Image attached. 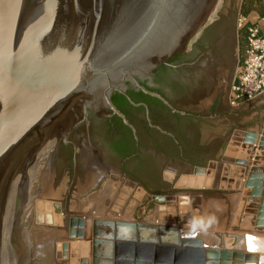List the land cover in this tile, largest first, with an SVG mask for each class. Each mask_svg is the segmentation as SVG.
Listing matches in <instances>:
<instances>
[{"label":"water","instance_id":"water-1","mask_svg":"<svg viewBox=\"0 0 264 264\" xmlns=\"http://www.w3.org/2000/svg\"><path fill=\"white\" fill-rule=\"evenodd\" d=\"M215 1L0 0V191L18 155L42 137L56 117L68 107L82 115L92 102H108L113 91L147 76L162 58L168 30L177 28L182 13L195 5L202 13ZM236 61L238 68V56ZM262 135L264 139V129ZM209 171L197 167L194 176L211 175ZM240 186L252 193L247 201H255L253 194L264 190V169L253 166ZM261 194L260 227L264 191ZM163 231L169 234L166 240L158 234ZM195 236L181 233L180 227L96 218L89 256L80 263H258L254 233L232 236L234 244L244 238L245 252L209 247ZM62 245L68 248L67 242ZM72 250L75 255L77 246Z\"/></svg>","mask_w":264,"mask_h":264},{"label":"flooded vegetation","instance_id":"flooded-vegetation-1","mask_svg":"<svg viewBox=\"0 0 264 264\" xmlns=\"http://www.w3.org/2000/svg\"><path fill=\"white\" fill-rule=\"evenodd\" d=\"M194 7L182 13L176 29L168 30L165 52L147 76L113 91L108 102H92L56 140L46 169L55 177L70 164L77 174L72 189L63 192L62 178L46 188L39 170L41 192L65 193V206L56 203L57 211L81 213L84 218L93 214L89 202L99 206L108 184L138 186L148 196L158 194L166 200L184 192L189 195H184L183 206L197 202V194L212 193L203 187L176 185L183 176H194L197 167H205L211 158L220 159L219 146L237 129L233 120L246 114L244 108L233 109L247 103L236 106L229 93L237 80V56L239 64L241 60L238 26L243 1L216 0L202 13ZM67 229L66 221L62 231ZM60 250L52 244L50 261L45 255L36 261L29 256L16 264H70Z\"/></svg>","mask_w":264,"mask_h":264},{"label":"rangeland","instance_id":"rangeland-1","mask_svg":"<svg viewBox=\"0 0 264 264\" xmlns=\"http://www.w3.org/2000/svg\"><path fill=\"white\" fill-rule=\"evenodd\" d=\"M236 1L240 2V0ZM260 7H263V1ZM244 17L246 18L247 16L241 15L239 18V28L244 27L246 19L240 22ZM239 68L240 65L238 68H235L236 71L234 70L236 75ZM230 91L232 92V86L229 88V93ZM241 102L247 103L246 106L242 107L243 105H238ZM234 103L236 106L238 105L233 109L235 112L244 108L242 111L246 112V114L237 120H235L236 118L233 120V124L237 126L235 127L237 129L233 131L232 135L223 146H219L218 155L220 159L214 160L211 158L204 167V171L210 170L209 172L212 175V182L203 187L207 188L205 190H211L208 191L212 192L210 195L204 197L201 194H197V202H192L183 206L181 203L186 197L184 195H189L184 194V192L170 194L169 199L166 200L165 197L164 201H160L154 199L153 196H148L144 190L138 188V186L134 188V186L130 187L126 184H122L114 188L112 184H108L105 189H108L109 192L105 194L104 191L102 196L103 199L101 200L103 201L101 205L104 211L101 213H98L100 210L96 212V207H93L95 201H91L89 202L90 206L88 208H91V212L93 210V214L90 213L91 215L85 218L81 217V213L73 212L66 215L56 210V203H61L62 206H65V193L52 194L50 189L43 193L40 190L41 178H43L39 175L40 169L44 174L42 183L45 182V187L50 188L51 184H55L57 178H62L64 181L63 184L65 185V187H63V192L68 191L69 188L72 189L71 183L73 179L77 177V174L71 170L70 164H65L66 166L63 165L62 170L57 171L55 177L52 176L53 171L51 172L46 169L49 151L56 140L62 138L70 129L69 126L75 122L76 116L79 115L78 110L73 112L70 107H68L56 117L52 126L42 137L36 139L18 155L7 180L1 188L0 264H16L21 260L25 262L29 260V256L32 260L36 261L39 259V256L40 258H44L42 257L44 255L45 260L47 259L46 262H48L51 260L52 244H61V240L58 237L63 236L61 242L65 241L68 243L69 247L66 249L67 258L72 261L80 254L86 243V247L90 249L92 221L96 218L145 221V223L148 224L180 227L181 233L183 234H190L189 232L191 231L196 232L197 237L201 238L203 243L209 244V246L216 247V245L219 246L221 245L220 243H224L225 246L227 244L233 247L240 241V244L238 243L240 248H235L240 250L244 249L245 251V241L239 240L234 244V238L230 235L236 234L243 236L247 231L257 234L260 232L264 235L262 227L258 225L259 217L257 206L258 204L261 206V202L254 201L247 203L248 201L245 197L252 195V193L247 188L240 186L241 178L234 184H231V182H233L232 179L226 180L223 174L222 177L219 175L222 173L224 167L231 166L230 162H226L223 159L225 151L231 144V139L237 138L242 140V138L248 135L257 138L262 134L261 129L264 126V95L257 99L254 98L253 101L243 99ZM248 130H254V134L249 133ZM251 150L255 152L253 145L251 146ZM232 167L234 168V165ZM217 174H219L217 177L218 180H215L214 178ZM225 183H229V185ZM214 185H217V187L214 188ZM199 190L202 191L204 189ZM132 191H134V194ZM258 197V195H254L255 199H258ZM228 198L234 201L237 200L235 207L233 202H226V207H224V203L221 205L223 201H228ZM218 203L219 206L217 207ZM212 207L216 209H211ZM205 209L206 211L208 210L206 212L208 217L213 216L214 213L215 216H219L217 225L213 222V226H208L206 229L193 227L194 220L204 221L203 212ZM72 214L80 216L73 217V219H70V217L68 220L66 217L69 215L72 216ZM76 219L82 220L77 221ZM65 220L68 225L66 232L62 231L66 224ZM76 223H80V227L78 225V227H76ZM71 226L75 228L73 235L72 233L70 234ZM77 228L84 230L83 234L79 232V235H77H82L83 237L78 238L75 235ZM162 233L159 232V236H161ZM226 234H229V236L226 237ZM219 235H222V238H220ZM77 239L80 240V248L75 251V256L72 257L71 254L73 251L70 248V244H75ZM204 240L208 243L204 242ZM231 240L233 241L230 244ZM262 243L263 242H261V244ZM257 244V252H259L262 247L259 245L258 241ZM60 251L63 256L65 251L63 247H61ZM89 251L90 250H88V253ZM254 255L258 256V253L254 252ZM77 259L79 261L70 264H81L80 261L82 259H79V257H77ZM261 262L260 264H264V259Z\"/></svg>","mask_w":264,"mask_h":264},{"label":"crops","instance_id":"crops-1","mask_svg":"<svg viewBox=\"0 0 264 264\" xmlns=\"http://www.w3.org/2000/svg\"><path fill=\"white\" fill-rule=\"evenodd\" d=\"M262 14H263V7L258 9V10L251 11L247 15L246 21L248 23L255 22L262 16ZM262 95H264V93L259 95V96H257L255 99H257L258 97H260ZM251 101H253V100H251ZM263 129H264V126L261 129V133H262ZM248 132L251 133V134H254V130H248ZM230 142H231V144L229 145V147H231L232 149H231V151L230 150H226V154L224 155L225 159L224 158L223 159L226 162H230L231 166L230 167H224L223 170H222V173L220 175L219 174L215 175L216 176L214 178L215 180H218V178H217L218 175L220 177H222V174H223V177L225 176L226 180H231L232 179L233 182L235 183L240 178L243 181V179L247 177V174L250 172V169L253 166H257V168H259L260 170L264 169V148L261 147L262 144L264 145V143H262V142H264L262 134H260L259 137H257V138H254V137L248 135L247 137L245 136L244 138H242V140H239L237 138L233 139V140L231 139ZM252 145L254 146V151L255 152H253L251 150V146ZM259 151H260V153H259ZM233 165H234V168L232 167ZM262 190L263 189H261V191ZM262 192H260V194H257V195L261 197V195H262L261 193ZM236 201L229 199L228 201H223L221 203V205L224 203V207H226V204H227L226 202H233L234 203V207H235ZM216 202H217V200H216ZM218 206H219V203L217 204V207ZM211 209H216V208L212 207ZM207 211L205 209L204 212H203L204 221H207V219L209 217H214V224L217 225L219 216H215V213H214L213 216H209L208 217L207 214H206ZM209 226L212 227L213 224L209 225ZM254 234L257 235V236H263V234L260 233V232H258V234L257 233H254ZM232 241L233 240H231L230 244L232 243ZM238 243L235 246H233V249L240 250V249H237V248H240V245H239L240 243L239 244ZM235 247H237V248H235ZM241 251H244V249L241 250Z\"/></svg>","mask_w":264,"mask_h":264},{"label":"built area","instance_id":"built-area-1","mask_svg":"<svg viewBox=\"0 0 264 264\" xmlns=\"http://www.w3.org/2000/svg\"><path fill=\"white\" fill-rule=\"evenodd\" d=\"M244 26L247 29V48L237 82L232 87L233 103L243 99L253 100L264 93V0L262 16L252 23L246 21Z\"/></svg>","mask_w":264,"mask_h":264},{"label":"bare ground","instance_id":"bare-ground-1","mask_svg":"<svg viewBox=\"0 0 264 264\" xmlns=\"http://www.w3.org/2000/svg\"><path fill=\"white\" fill-rule=\"evenodd\" d=\"M208 182V183H207ZM210 182H212V180H211V175H201V176H199V177H197V176H193V177H190V176H183L181 179H180V181L178 182V185L179 186H191V187H193V186H206V185H208ZM243 182V181H242ZM226 184V183H225ZM231 184H234V182H231ZM226 185H229V183H227ZM131 190V189H130ZM105 191V194H107V192H109V190L108 189H105L104 190ZM133 192V194H134V191H132ZM243 192V191H242ZM255 196H256V194H254ZM103 199V198H102ZM137 199V198H136ZM246 200H247V197L245 198ZM254 200L255 201H258V202H260V200H261V198H260V196H259V198L258 199H255L254 198ZM103 201H101V203H102ZM254 202V201H253ZM247 203H249V202H247ZM101 205V204H100ZM100 205L99 206H97L96 207V209H95V211L97 212V211H99V209H100ZM257 208L259 209V204H258V206H257ZM102 209V210H101ZM101 209H100V211L98 212V213H101L102 211H104V208H103V206L101 205ZM257 209V213H258V210ZM200 219V218H199ZM80 227V225L79 224H77L76 223V227H78V226ZM261 226H262V232H264V225L263 224H261ZM169 227V226H168ZM174 227V226H173ZM75 228L74 227H72L71 226V231H70V234L72 233V235H73V233H74V230ZM80 230V231H79ZM79 232H81L82 234H83V230H81V228L80 229H76V233H75V235L77 236V235H79L78 233ZM247 232H249V231H247ZM247 232H245V233H247ZM251 232V231H250ZM124 235H127L128 234V231L127 230H124L123 232H122ZM190 234L191 233H195L196 234V236H197V233L196 232H189ZM245 233L243 234V236L242 237H244V235H245ZM251 233H253V232H251ZM158 234H159V232H158ZM263 234V233H262ZM89 235V234H88ZM161 236L163 237V239L164 240H166V239H168L169 238V234L166 232V231H164L162 234H161ZM195 236V237H196ZM226 237L227 236H229V234H226L225 235ZM230 236H240V235H236V234H232V235H230ZM78 238H80V237H83L82 235H80V236H77ZM219 237L220 238H222V235H219ZM197 238V237H196ZM199 238V237H198ZM258 238V243H259V245L262 247V249L259 251V252H257L258 251V249H256L257 251H255L256 253H258V256H255L256 258H257V261H258V263L257 264H260V262L264 259V235L263 236H258L257 237ZM218 239V238H217ZM242 240H244V238L242 239ZM241 240V241H242ZM69 241H71V240H69ZM77 241L78 242H76L74 245L75 246H77V250L80 248V245H79V243H80V240H78L77 239ZM210 241V240H209ZM245 241V240H244ZM257 241H255V243H256V245H257V247H258V244H257ZM263 242L262 244H261V242ZM65 242V241H64ZM204 242H206V243H208L207 241H205L204 240ZM215 242V241H214ZM61 244H58V247L59 248H61L63 245H62V243L63 242H60ZM217 243V242H216ZM221 245H219V246H217L218 248H220V247H222V246H224V247H226V248H228L229 246L226 244V246H225V244L224 243H220ZM87 246V243L85 244V247L84 248H82V250H81V252H80V254L79 255H77L72 261H70V263H75V262H77V261H79L78 259H77V257H79V259H82V258H85V257H88L89 255V253H88V248L86 247ZM208 246H209V244H208ZM228 246V247H227ZM68 247H69V245H68ZM210 247V246H209ZM70 248H71V250H72V245L70 244ZM232 248V251L233 250H235V249H233V247H231ZM245 249H246V244H245ZM76 250V251H77ZM73 251V250H72ZM235 251H241V250H235ZM243 252V251H242ZM245 252V251H244ZM261 254V255H260ZM72 257L73 256H75L74 255V252H72ZM259 255L261 256V257H259ZM63 256H64V258H67V252H66V250L64 251V253H63ZM82 257V258H81ZM261 260V261H260ZM262 263V262H261ZM82 264V263H81Z\"/></svg>","mask_w":264,"mask_h":264},{"label":"trees","instance_id":"trees-1","mask_svg":"<svg viewBox=\"0 0 264 264\" xmlns=\"http://www.w3.org/2000/svg\"><path fill=\"white\" fill-rule=\"evenodd\" d=\"M262 1L263 0H243L242 15L247 16L251 11L260 9L261 8L260 5ZM239 41H240V58H241L239 65L241 66L244 62L245 52L247 48L246 26H244L240 32Z\"/></svg>","mask_w":264,"mask_h":264},{"label":"clouds","instance_id":"clouds-1","mask_svg":"<svg viewBox=\"0 0 264 264\" xmlns=\"http://www.w3.org/2000/svg\"><path fill=\"white\" fill-rule=\"evenodd\" d=\"M214 222V217H209L207 221L203 220H194L193 227H199L200 229H206L209 225Z\"/></svg>","mask_w":264,"mask_h":264},{"label":"snow or ice","instance_id":"snow-or-ice-1","mask_svg":"<svg viewBox=\"0 0 264 264\" xmlns=\"http://www.w3.org/2000/svg\"><path fill=\"white\" fill-rule=\"evenodd\" d=\"M251 239V238H250Z\"/></svg>","mask_w":264,"mask_h":264}]
</instances>
